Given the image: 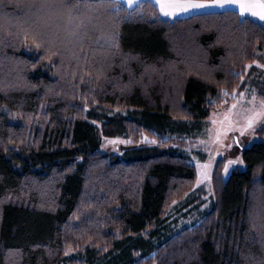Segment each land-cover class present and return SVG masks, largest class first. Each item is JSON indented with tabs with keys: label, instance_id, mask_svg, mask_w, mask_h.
Returning a JSON list of instances; mask_svg holds the SVG:
<instances>
[{
	"label": "trees",
	"instance_id": "16d2710c",
	"mask_svg": "<svg viewBox=\"0 0 264 264\" xmlns=\"http://www.w3.org/2000/svg\"><path fill=\"white\" fill-rule=\"evenodd\" d=\"M257 62L264 26L233 10L0 0V264H264V126L245 170L217 163L198 225L157 229L197 178L164 139L264 94ZM100 135L134 142L105 155Z\"/></svg>",
	"mask_w": 264,
	"mask_h": 264
},
{
	"label": "rangeland",
	"instance_id": "374dc122",
	"mask_svg": "<svg viewBox=\"0 0 264 264\" xmlns=\"http://www.w3.org/2000/svg\"><path fill=\"white\" fill-rule=\"evenodd\" d=\"M117 1V0H115ZM151 2L158 9L156 0H133L130 7L126 0H119V4L129 9L138 7L142 2ZM228 10H239L236 6L225 8L206 7L202 9H191L187 12H177L175 15L165 16L160 12V17L165 20L188 18L197 14L220 13ZM241 16V15H240ZM252 19L264 26V20L253 17L250 14L241 16ZM258 79L264 86V63H255ZM250 69L248 67L247 71ZM255 97V100H253ZM264 94L260 89L251 88L249 92H233L223 97V103L217 107L209 121L198 131L190 135L180 134L169 138L165 148H171L175 155H184L188 162L195 167L197 178L192 194L184 201L174 203L168 210L163 220L158 235L169 236L176 234L185 227L199 224L203 217L210 211L214 202L212 189V175L217 163L223 161V179L228 180L234 169L245 170L246 166L242 159V152L262 142L256 131L264 126V115L255 119L252 126L248 127V118L254 112L264 111L261 101ZM235 106V107H233ZM172 139V140H170ZM100 151L105 155L116 154L122 156V149L131 146L134 142L129 138H105L100 135ZM142 143H151L143 139ZM231 161V163H230ZM68 252V256L72 255ZM70 264V263H68Z\"/></svg>",
	"mask_w": 264,
	"mask_h": 264
},
{
	"label": "snow or ice",
	"instance_id": "6c2138e0",
	"mask_svg": "<svg viewBox=\"0 0 264 264\" xmlns=\"http://www.w3.org/2000/svg\"><path fill=\"white\" fill-rule=\"evenodd\" d=\"M118 2L119 0H117ZM126 2L130 7L133 4V0H126ZM156 4L159 6L160 12L165 16L175 15L177 12H187L191 9L236 6L241 16L250 14L260 20H264V0H156ZM253 100H255V97H253ZM261 107L264 108V100L261 101ZM261 115H264V111L254 112V115L248 118L247 126L251 127L254 120Z\"/></svg>",
	"mask_w": 264,
	"mask_h": 264
}]
</instances>
